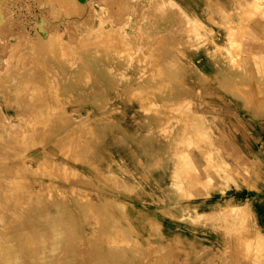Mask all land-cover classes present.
I'll return each mask as SVG.
<instances>
[{"label": "rangeland", "instance_id": "rangeland-1", "mask_svg": "<svg viewBox=\"0 0 264 264\" xmlns=\"http://www.w3.org/2000/svg\"><path fill=\"white\" fill-rule=\"evenodd\" d=\"M18 1L0 0V44L3 43L0 45V69H3L4 65L6 67L4 62L7 59H11L13 65L23 55L33 53L44 56L49 54L45 53L46 51L51 52L49 55L59 59L60 63L53 62L51 58L48 65L44 64L45 61L24 69L22 75L37 72V77L28 81L17 78L21 70L19 66H10L11 68L6 70L7 73L0 74V177L4 178L1 183L6 186V192L19 196L17 201L19 208H22H18L17 212H5L0 209L4 264H86L85 260L90 264H239L241 259L245 264H255V257L259 255L257 250L261 234L253 210L256 203L260 204V201L264 200V189L251 187L245 179L249 176L242 172L244 179L237 175V185L234 183L228 190L225 185L226 174L222 171L221 164L229 163L234 171L243 168L232 164L229 159L228 145L238 146V135L232 132L235 129L233 126L237 127L238 123L233 122L234 118L228 112L233 110L236 115L238 111L264 112V94L254 93L248 97L242 85L248 80L247 72L251 67L255 73L264 69L261 60L264 59V39L259 35L261 31L264 32V0H190L191 6L188 0H124L121 6L117 3L120 0H96L109 2L106 6L108 10L102 11L99 5H95V12L90 14L86 24L77 27L66 23L68 29L60 25L58 30L62 38L54 36L55 39L52 37L47 43H38V37L49 30L46 18L40 12V0H21L17 7H12V4ZM222 4L229 12L223 10ZM159 5L160 10L157 9ZM241 6L244 9L240 8ZM173 7L181 16L173 11ZM86 14L84 10V13L74 16L76 20H81ZM160 17L162 19H159ZM102 18H106L103 20L106 24ZM248 19L258 24L256 26L259 34L257 37H250L243 32L242 37L248 41L245 50L238 45L236 50L227 51V40L235 29H241L248 23ZM120 21L124 22V25L120 24ZM157 24L160 25L157 27ZM120 25L123 29L118 31L117 28H122ZM141 25L146 29L143 30ZM174 25L180 28L176 30ZM114 29L116 33L112 32ZM164 31L168 33H164L165 37L161 36ZM140 32H148L149 35L143 33V38ZM15 34L19 36L15 37ZM71 35L73 36L69 37ZM76 35L77 38L79 36L78 42ZM150 35L152 39L148 40ZM136 36L141 39L136 41ZM173 36L177 38L176 44L171 41ZM81 37L85 41L89 40L85 42V46L82 45ZM30 38L37 39L34 43L36 45H25ZM60 38L61 42L58 41ZM5 39H9L10 44L6 43L8 41ZM16 39L20 41V46H14L17 44ZM139 40L142 42L139 43ZM62 41L71 47V51L68 48L66 50V44ZM13 42L16 43L11 45ZM58 42L64 46L61 47ZM75 42L80 44L79 48L76 47L77 43L74 46ZM250 45H255L252 49L256 54L251 51ZM150 46H153L152 49ZM83 47L86 49L83 50ZM146 55H149L151 60ZM69 56L87 66L79 80L72 81L68 76L59 77L62 72L66 73L65 60ZM90 56L94 58L95 66L87 60ZM127 58H131L130 61ZM142 58L144 63L141 62ZM254 58L258 59L254 60L255 65L252 64ZM156 61L160 66L155 65ZM76 64L74 62V65ZM156 67L158 69H155ZM237 78L242 87L236 94L231 88L234 82L238 81ZM39 84L44 87H39ZM33 86H36L35 89ZM79 86L83 91L88 89V93L79 90ZM164 92L165 94H162ZM172 107H177L176 110L191 111H182L181 114L179 110L176 113ZM169 119L173 120L169 122ZM174 123L178 125L175 126ZM10 127L14 128L11 130ZM34 147H49L48 153L55 160L43 159L39 161L42 163L41 167L36 162V168L27 166L24 157L29 154V149ZM166 151L170 154L169 159L164 157ZM66 159L74 161L78 168L68 171L63 166L54 165L66 163ZM249 167L258 169V175L264 181V165L260 161H253ZM39 177L45 179L48 188L38 189ZM70 183H75V186H70ZM96 186L104 189L102 195H97ZM224 190L226 193L222 194ZM245 190L258 192L260 198L245 197L242 193ZM168 191L177 196L184 194L185 197H178L181 203H204L199 207V211L205 213L207 218L184 217L177 208L170 206ZM110 192L125 196L123 200L128 205V217L120 216L122 213L116 215L108 207L97 204V196H109L107 193ZM205 192L209 195H204ZM240 204L243 206L239 207ZM233 207L236 208L234 211ZM152 215L163 223V232L167 237L159 234L149 237L155 226L151 221ZM136 230H143L145 236H138ZM176 231L188 233L195 245L182 248L174 242H169L171 235ZM238 234L244 238L242 246L241 243L233 246L230 241ZM81 238L87 239L86 242ZM243 244L246 246L243 247ZM85 246L87 249L83 251ZM90 246L93 250H90ZM80 247L84 249L81 250ZM79 250L84 252H81L84 259L79 257ZM33 251L38 255L35 256ZM90 251L96 259L92 254H88ZM108 252L111 259L107 257ZM44 254L47 255L45 260L48 263L44 260ZM115 256L118 263L114 260ZM101 259L104 260L102 263L99 262ZM259 264H264V258Z\"/></svg>", "mask_w": 264, "mask_h": 264}, {"label": "bare ground", "instance_id": "bare-ground-1", "mask_svg": "<svg viewBox=\"0 0 264 264\" xmlns=\"http://www.w3.org/2000/svg\"><path fill=\"white\" fill-rule=\"evenodd\" d=\"M19 1H21V0H19ZM19 1L17 2V3H13L12 4V7H17L18 6V3H19ZM23 1V0H22ZM36 1V0H35ZM38 1V0H37ZM36 1V2H37ZM108 1V0H107ZM107 1H96V0H40V4H39V7H40V12H42V14L44 15L43 17L44 18H46V22H47V27H48V32H44L43 34H42V36H40V37H38L37 38V35H36V38L38 39V43L39 42H42V43H47L48 41H50L51 40V38L52 37H54V36H58V37H61L60 35H61V32H59V30H58V28H59V26L60 25H63L64 27H66V29H68L69 27H68V25L70 24V25H76L77 27H78V25L79 26H83L84 24H86L88 21H87V19H90V14L92 13V14H94L93 12H95L94 10L96 9L95 8V5H99V7H100V9L102 10V11H107L108 9H107V5H108V3L109 2H107ZM124 0H120L119 2H117V3H119V5L121 6V2H123ZM130 1V0H129ZM160 1V0H159ZM246 1V0H245ZM24 2V1H23ZM113 2H114V0H113ZM131 2V1H130ZM162 2H164V1H162ZM188 2L190 3V6H191V2H190V0H188ZM87 3V4H86ZM126 3H127V1H126ZM125 4V3H124ZM148 4V3H147ZM156 4H157V1H156ZM249 4H251L250 2H249ZM144 5V4H143ZM155 5V3L153 4V6ZM158 5V4H157ZM167 5V4H166ZM168 5H169V2H168ZM35 6H38V5H35ZM128 6V5H127ZM126 6V7H127ZM132 6V5H131ZM162 6V5H161ZM239 6H240V4H239ZM249 6V5H248ZM11 7V6H10ZM123 7V6H122ZM155 7V6H154ZM171 7V6H170ZM222 7H223V10L225 11V12H229V10L227 9V7L225 6V5H223L222 4ZM21 8V7H20ZM121 8V7H120ZM133 8V7H132ZM158 8H161L160 7V5H159V7H157V9ZM163 8V7H162ZM167 8V7H166ZM175 7H173V11H175V13H177L178 12V14L180 13L179 11H177L176 12V10L174 9ZM240 8H242V6L240 7ZM249 8V7H248ZM250 8H251V5H250ZM10 9V8H9ZM16 9V8H15ZM38 9V8H37ZM127 9V8H126ZM165 9V8H164ZM171 9V8H170ZM242 9H244V7L242 8ZM84 10H85V12L87 13L86 14V16H85V18L84 17H82L84 14H82V16H80V17H82L81 18V20L80 19H78V20H76L77 18H76V16H74V15H80L82 12L84 13ZM115 10H116V8H115ZM128 10V9H127ZM158 10H160V9H158ZM172 10V9H171ZM179 10V9H178ZM10 11H11V9H10ZM15 11V10H14ZM111 11V10H110ZM128 11H130V10H128ZM165 11V10H164ZM254 11V10H253ZM101 12V11H100ZM159 12V11H158ZM163 11H161V13H162ZM29 13V12H28ZM27 13V14H28ZM97 13V12H96ZM107 13V12H106ZM111 13H113V12H111ZM165 13V12H164ZM171 13V12H170ZM174 13V12H173ZM10 14V13H9ZM35 14V13H34ZM131 14V13H130ZM130 14H127V15H130ZM156 14V13H155ZM244 14H245V12H244ZM24 15V14H23ZM31 15V14H30ZM38 15H40L39 13H38ZM107 15H108V13H107ZM142 15V14H141ZM164 15V14H163ZM173 15H175L176 16V14H173ZM180 16H181V14H179ZM249 15V14H248ZM19 16V15H18ZM69 16V17H68ZM105 16H106V14H105ZM109 16V15H108ZM157 16V15H156ZM178 16V15H177ZM264 16V15H263ZM24 17H25V15H24ZM95 17V16H94ZM101 17V16H100ZM129 17V16H128ZM174 17V16H173ZM17 18V17H16ZM15 18V19H16ZM42 18V17H41ZM85 20H84V19ZM107 18V17H106ZM106 18H102V21L103 20H106ZM109 18H111V17H109ZM126 18H127V16H126ZM178 18V17H177ZM181 17H179V19H180ZM13 19V18H12ZM35 19H36V17H35ZM92 19V18H91ZM125 19V18H124ZM129 19H130V17H129ZM156 19V18H155ZM159 19H162V17H160ZM168 19V18H167ZM254 19V18H253ZM37 20V19H36ZM40 20V19H39ZM127 20V19H126ZM139 20V19H138ZM137 20V22H139ZM175 20H176V18H175ZM17 21H19L18 19H17ZM16 21V22H17ZM24 21V20H23ZM32 21V20H31ZM44 21V20H43ZM42 21V22H43ZM91 21V20H90ZM90 21H89V23H90ZM114 21V20H113ZM112 21V22H113ZM129 21V20H128ZM177 21V20H176ZM186 21V20H185ZM13 22H15V21H13ZM12 22V23H13ZM21 22V21H20ZM93 22V21H92ZM105 21H103V23H104ZM107 22V21H106ZM111 22V23H112ZM116 22V21H115ZM114 22V23H115ZM121 22V21H120ZM131 22V21H130ZM149 22V21H148ZM162 22V21H161ZM172 22V21H171ZM180 22H182V20L180 21ZM27 23V22H26ZM44 23V22H43ZM68 25H67V24ZM103 23H102V27H103ZM111 23H110V25H111ZM118 23V22H117ZM124 23V22H123ZM122 22L120 23V24H123ZM141 23H142V21H141ZM183 23H186V22H183ZM188 23V22H187ZM186 23V24H187ZM15 24V23H14ZM13 24V25H14ZM36 24V23H35ZM35 24H34V26H35ZM90 24H92V23H90ZM89 24V25H90ZM99 24V23H98ZM104 24H106V23H104ZM129 24V23H128ZM132 24V23H131ZM150 24V23H149ZM256 22H252V21H249L248 23H246L241 29H238V30H234V32L232 33V36L227 40V42H226V44H225V47H226V50L227 51H231V50H236V48L238 47V45H240V47H242L244 50H245V47H247V43H248V41L246 40V39H244L243 37H242V34H243V32H244V34L246 35H248V36H250V37H257V35L259 34V31L257 30V26H256ZM20 25V24H19ZM22 25V24H21ZM39 25V24H38ZM41 25V24H40ZM45 25V24H44ZM67 25V26H66ZM69 25V26H70ZM95 25V24H94ZM118 25H119V23H118ZM124 25V24H123ZM126 25V24H125ZM133 25V24H132ZM137 24H134V26H136ZM158 25H160V24H157V27H158ZM177 25V24H176ZM176 25H174L173 27H175L174 29H176L177 27H176ZM179 25V24H178ZM258 25V24H257ZM16 26V25H15ZM34 26L32 27V28H34ZM37 26V25H36ZM43 26V25H42ZM86 26V25H85ZM87 26H88V24H87ZM100 26H101V24H100ZM99 26V27H100ZM121 26V25H120ZM120 26H118V27H120ZM133 26V27H134ZM142 26V25H141ZM141 26H139V27H141ZM146 26V25H145ZM182 26H183V24H182ZM263 26V25H262ZM21 27H23V26H21ZM46 27V28H47ZM68 27V28H67ZM110 27H112V26H110ZM122 27V26H121ZM128 27V26H127ZM139 27H138V29H139ZM143 27L144 26H142L141 28L143 29ZM149 27H150V25H149ZM152 28H153V26H151ZM76 27H74L73 29H75ZM86 28V27H85ZM85 28H83V29H85ZM89 28V27H88ZM180 27H178L177 29H179ZM181 28H184V27H181ZM185 28H187V26H185ZM21 29V28H20ZM20 29H19V31H20ZM62 29V28H61ZM92 29V28H91ZM104 29V28H103ZM115 29H116V27H115ZM115 29H114V31H112V32H117V31H115ZM120 29H123V27L122 28H117V30L118 31H121ZM131 29V28H130ZM144 29H146V28H144ZM143 29V30H144ZM148 29V28H147ZM170 29H172V27H170ZM176 29V30H177ZM260 29V28H259ZM22 30V29H21ZM24 30H25V28H24ZM39 30V29H38ZM64 30H65V28H64ZM92 30H94V29H92ZM110 30H111V28H110ZM132 30V29H131ZM153 30V29H152ZM156 30V29H155ZM154 30V31H155ZM175 30V31H176ZM16 31H18L17 30V28H16ZM45 31V30H44ZM71 32H74V30L72 31V30H70ZM75 31H76V29H75ZM86 31V30H85ZM87 31H88V29H87ZM105 31H107V29H105ZM134 31V30H133ZM137 32H139V31H141V30H136ZM36 32V31H35ZM34 32V33H35ZM65 32H66V30H65ZM78 31H76V33H77ZM81 32H83V34L85 33L84 31H81ZM151 32V31H150ZM170 32V30L168 31V33ZM178 32V31H177ZM190 32V31H189ZM62 33H64V32H62ZM80 33V32H79ZM86 33H88V32H86ZM90 33H92V32H90ZM125 33V32H124ZM144 32H140V35L141 34H143ZM164 33H165V35H166V33L167 32H163V34H161V36H163L164 35ZM167 33V34H168ZM36 34V33H35ZM40 34V33H39ZM66 34V33H65ZM74 34V33H73ZM89 34V33H88ZM126 34V33H125ZM127 34H129V33H127ZM144 34H148L149 35V33L147 32V33H144ZM154 34V33H153ZM157 34V33H156ZM159 34V33H158ZM18 36H19V34H17ZM16 34H15V37L17 36ZM111 35V34H110ZM116 35V34H115ZM115 35H113V36H115ZM120 35H121V32H120ZM123 35V34H122ZM134 35V34H133ZM132 35V36H133ZM137 35V34H136ZM140 35H137V36H140ZM148 35H147V37H148ZM165 35L163 36V37H165ZM241 35V36H240ZM260 35V37L261 38H263L264 39V32L263 31H261V33L259 34ZM22 36H23V34H22ZM21 36V37H22ZM28 36V35H27ZM73 35H71V36H69V37H72ZM80 36H81V34H80ZM88 36V35H87ZM86 36V37H87ZM116 36H118V35H116ZM128 36H130V35H128ZM136 36V37H137ZM142 36V35H141ZM145 36V35H144ZM153 36H155V35H153ZM160 36V35H159ZM20 37V38H21ZM34 37V36H33ZM126 37H127V35H126ZM134 37V36H133ZM143 37V36H142ZM147 37H145V39L147 38ZM150 38H148V40L149 39H152L151 38V35L149 36ZM245 37V36H244ZM3 38V37H2ZM9 38H11V37H9ZM18 39H19V37H17ZM62 38V37H61ZM60 38V40L58 39V41L59 42H61V39ZM76 38H77V35H76ZM119 38H121L122 39V37L120 36ZM135 38V37H134ZM133 38V39H134ZM140 37H137L136 38V41H137V39H139ZM144 38V37H143ZM142 38V39H143ZM154 38V37H153ZM4 39V38H3ZM18 39H16L17 40V44L16 45H14V46H17V45H19L20 46V41L18 40ZM22 39H24V37L22 38ZM37 39H29V40H27V43L25 44L24 42H22L23 44H25V45H32V44H34L36 41H37ZM54 39H55V37H54ZM78 39H79V36H78V38L76 39L77 40V42H78ZM83 38L81 37V40H82ZM102 39H103V41H104V38L102 37ZM116 39V38H115ZM141 39V38H140ZM156 39V38H155ZM155 39H154V41H155ZM247 39H248V37H247ZM6 40V39H5ZM9 40V39H8ZM8 40H6V41H8ZM15 40V41H16ZM75 40V39H74ZM75 40V41H76ZM164 40V39H163ZM177 40V38H174V36L173 37H171V41L174 43V44H176V41ZM3 41V40H2ZM19 41V42H18ZM53 41H55V40H52V42ZM66 41V40H65ZM122 41V40H121ZM121 41H119V43L121 42ZM128 41V40H127ZM135 41V42H136ZM147 41V40H146ZM165 41V40H164ZM246 41V42H245ZM263 41V40H262ZM10 42L11 41H8V42H6V43H9L10 44ZM58 42V43H59ZM63 42V41H62ZM67 42V41H66ZM66 42H63L64 44H66V50H67V48H68V50H70L69 48H71V47H69V46H67V43ZM77 42H75V45L74 46H76V43ZM87 42H89V40H87V41H85L84 39H83V41H82V45H86V43ZM139 43L140 42H142L141 40H139L138 41ZM149 42H151V41H149ZM6 43H4V44H6ZM14 43H16V42H13V43H11V45H13ZM56 43H57V40H56ZM74 42L72 41V44H73ZM80 43V42H79ZM123 43V42H122ZM128 43V42H127ZM133 43V42H132ZM263 43V42H262ZM1 44H3L2 42H1ZM0 44V45H1ZM22 44V45H23ZM41 44V43H40ZM51 44V43H50ZM59 44H61V43H59ZM152 44V43H151ZM164 44V43H163ZM167 44V43H166ZM256 44H258V43H256ZM7 45V44H6ZM34 45H36V44H34ZM52 45V44H51ZM56 45V44H55ZM62 46L61 47H63L64 45L63 44H61ZM116 45V44H115ZM122 45H124V44H122ZM126 45V44H125ZM138 45H141V44H138ZM145 45V44H144ZM155 45V44H154ZM153 45V46H154ZM159 45V43L157 44V46ZM161 46H162V44H160ZM165 45V44H164ZM179 45V44H178ZM4 46V45H3ZM8 46V45H7ZM42 46V45H41ZM57 46H58V44H57ZM80 47V44H78L77 43V46L76 47ZM88 46V45H87ZM86 46V48H88ZM127 46V45H126ZM129 46V45H128ZM137 46V45H136ZM149 46V45H148ZM152 46V47H153ZM179 46H181V45H179ZM251 46V45H250ZM250 46H248V48L250 47ZM257 46V45H256ZM258 46H259V44H258ZM257 46V47H258ZM12 46H10V48H11ZM22 47V46H21ZM75 47V48H76ZM78 47V48H79ZM104 47V46H103ZM114 47H116V46H114ZM123 47V46H122ZM133 47V46H132ZM131 47V48H132ZM138 47H142L143 49H145L143 46H138ZM152 47L150 46V48L152 49ZM160 47V46H159ZM169 47H170V45H169ZM252 47H255V45H253V46H251V51L253 50L252 49ZM261 47V46H260ZM1 48V47H0ZM5 48V47H4ZM9 48V47H8ZM9 48V49H10ZM52 48V47H51ZM53 48H55V47H53ZM73 48V47H72ZM86 48H84L83 47V50L84 49H86ZM96 48V47H95ZM118 48V47H117ZM125 48V47H124ZM128 48V47H127ZM171 48V47H170ZM239 48V47H238ZM241 48V49H242ZM259 48V47H258ZM34 49V48H33ZM37 49H38V47H37ZM59 49V48H58ZM57 49V50H58ZM123 49V48H122ZM126 49V48H125ZM125 49H123V50H125ZM136 49V48H135ZM163 49H164V47H163ZM15 50H16V48H15ZM40 50L41 49H39V52H40ZM46 50V49H45ZM45 50H43V52L45 51ZM62 50H63V48H62ZM65 50V51H66ZM73 50V49H72ZM78 50V49H77ZM80 50H82V48H80ZM126 50H128V49H126ZM125 50V51H126ZM139 50V49H138ZM256 50V49H255ZM262 50H264V49H262ZM55 50H53V52H54ZM71 51V50H70ZM75 51V50H74ZM73 51V52H74ZM116 51V50H115ZM122 51V50H121ZM130 51H132V50H130ZM140 51H142L141 49H140ZM160 51V50H159ZM250 50H248V52H251ZM254 51V50H253ZM35 52H36V50H35ZM37 52H38V50H37ZM36 52V53H37ZM68 52V51H67ZM73 52H70V53H72L73 54ZM134 52V51H133ZM136 52H137V49H136ZM154 52V51H153ZM246 52V51H245ZM45 53H51V52H45ZM90 53V52H89ZM120 53V52H119ZM137 53H139V52H137ZM148 53V52H147ZM149 53L151 54L152 52L151 51H149ZM252 53V52H251ZM253 53H255V51L253 52ZM252 53V54H253ZM44 55V56H38V55H35V54H33V53H31L30 55H23V56H21V57H19V60H17L18 62L16 63V64H13L12 65V61H10L11 59H7L4 63L6 64V67H5V65H4V67H3V69H0V74H2V72H3V74L4 73H7V69H9V67L10 66H15L16 68L18 67L19 69H21L20 70V73L17 75V78L18 79H24V80H31V79H34V78H36L37 77V72H36V74H31V73H29V74H25V75H22L23 74V71H24V69H26V68H31V67H33L35 64H39V63H44L45 61V65H48L49 64V59L51 60V58H52V61L53 62H55V63H60V60L59 59H56L55 57H51L50 55ZM53 54H55V53H53ZM72 54H71V56H72ZM85 54V53H84ZM149 54V55H150ZM256 54V53H255ZM59 55V54H58ZM63 55V54H62ZM65 55L66 54H64V58H65ZM129 55V54H128ZM134 55H136V53L134 54ZM133 55V56H134ZM143 54H140V56H142ZM149 55H146L147 56V58L148 59H150L149 58ZM153 55V54H152ZM249 55H250V53H249ZM71 56H69V58L67 57L66 58V73H64L63 74V72H62V75H60L59 77H66V76H68V78H70L72 81H76V80H79V79H81V76L83 75V71L84 70H86L87 69V66L82 62V61H78V60H76V59H73V58H70ZM144 57H145V55H143ZM159 56V55H158ZM257 56V55H256ZM73 57V56H72ZM76 57H77V54H76ZM129 57V56H128ZM143 57V58H144ZM152 57V56H151ZM238 57H239V54H238ZM248 57V56H247ZM247 57H245V58H247ZM61 58H63V57H61ZM75 58V57H74ZM139 58V57H138ZM143 58L141 59V60H143ZM258 58V57H257ZM4 59V58H3ZM15 59V58H14ZM14 59H13V61H14ZM79 59V58H78ZM128 59V58H127ZM129 59H131V58H129ZM128 59V60H129ZM234 59V58H233ZM249 59V58H248ZM87 60H89L91 63H92V65L93 66H95L94 64V62H95V60H94V58H91V56L90 57H87ZM105 60H108L107 58H105ZM144 60H145V58H144ZM141 61L142 63H144L145 61ZM151 60V59H150ZM161 60V59H160ZM159 60V61H160ZM178 60V59H177ZM244 60V59H243ZM256 60H258V59H252V64H254V62ZM262 60V65H263V67H264V59H261ZM126 61V60H125ZM130 61V60H129ZM128 61V62H129ZM167 61H169V60H167ZM233 61V60H232ZM231 61V62H232ZM74 62L75 63H77L76 65H74ZM147 62V61H146ZM150 62V61H149ZM161 62V61H160ZM246 62H247V59H246ZM140 63V62H139ZM245 63V62H244ZM157 64V61L155 62V65ZM159 64V63H158ZM157 64V65H158ZM257 64V63H256ZM148 65H150L149 63H148ZM168 65V64H167ZM255 65V64H254ZM41 66H42V64H41ZM158 66H160V65H158ZM157 66V67H158ZM176 66V65H175ZM245 66V65H244ZM1 67V66H0ZM146 67H147V65H146ZM155 68V69H158V68ZM177 67V66H176ZM239 67V66H238ZM6 68V69H5ZM11 68V67H10ZM36 68V67H35ZM105 68H106V66H105ZM138 68V67H137ZM172 69V68H171ZM5 70V71H4ZM51 70V69H50ZM240 70V69H239ZM11 71V70H10ZM9 71V72H10ZM16 71V70H15ZM31 71V70H30ZM34 71V70H33ZM158 71V70H157ZM241 71V70H240ZM259 71H261V70H259ZM161 73V72H160ZM240 74H241V72H239ZM82 74V75H81ZM162 74V73H161ZM247 74H248V80L247 81H245V83H243L242 85H243V91L247 94V96L249 97L251 94H254V93H263L264 94V69H263V71H261V72H257L256 71V73H255V71L252 69V67H251V69H249L248 70V72H247ZM85 75V74H84ZM113 75V74H112ZM165 75V74H164ZM11 76V75H10ZM89 76V75H88ZM114 76V75H113ZM146 76V75H145ZM161 76V75H160ZM39 77V76H38ZM149 77V76H148ZM42 78V77H41ZM55 78V77H54ZM53 78V79H54ZM57 78V77H56ZM168 78H169V76H168ZM55 80V79H54ZM57 80V79H56ZM55 80V81H56ZM237 80H238V78H237ZM35 81H37V79L35 80ZM62 81V80H61ZM87 81V80H86ZM151 81H153L152 79H151ZM34 82V81H33ZM155 82V81H154ZM23 83V82H22ZM36 83V82H35ZM54 83V82H53ZM176 83V82H175ZM17 83H15V85H16ZM25 84V83H24ZM30 84V83H29ZM31 84H32V82H31ZM56 84V83H55ZM63 84V83H62ZM157 84V83H156ZM18 85V84H17ZM37 85V84H36ZM40 85V84H39ZM46 85V84H45ZM89 85V84H88ZM242 85H241V82H240V80H238L237 82H234V84H233V87L231 88V90H233L236 94H237V92L236 91H239L240 89H241V87H242ZM56 86V85H55ZM160 86V85H159ZM158 86V87H159ZM161 86H162V84H161ZM175 86V85H174ZM21 87V86H20ZM27 87H28V85H27ZM26 87V88H27ZM34 87V86H33ZM36 87V86H35ZM35 87H34V89H35ZM38 87V86H37ZM39 87H42L41 85L39 86ZM43 87H44V85H43ZM42 87V88H43ZM146 87V86H145ZM178 87V86H177ZM176 87V88H177ZM181 87V86H180ZM30 88H32V86H30ZM55 88V87H54ZM151 88V87H150ZM188 88V87H187ZM40 89V88H39ZM83 88L82 87H80L79 86V90H82ZM164 89V88H163ZM30 90V89H29ZM33 90V89H32ZM160 90V89H159ZM83 91V90H82ZM139 91V90H138ZM147 91H148V89H147ZM161 91V90H160ZM169 91H171V90H169ZM16 92V91H15ZM29 92V91H28ZM31 92V91H30ZM34 92V91H33ZM35 92H36V90H35ZM37 92H39V91H37ZM41 92V91H40ZM156 92V91H155ZM158 92V91H157ZM180 92V91H179ZM44 93V92H43ZM66 93V92H65ZM83 93H88V89H84V91H83ZM135 93L137 94V92H136V90H135ZM160 93V92H159ZM171 93V92H170ZM239 93V92H238ZM35 94V93H34ZM162 94H165V92L164 93H162ZM31 95V94H30ZM29 95V96H30ZM45 95V94H44ZM34 96V95H33ZM38 96V95H37ZM36 96V97H37ZM31 98H32V96H30ZM238 97H239V95H238ZM30 98V99H31ZM40 98V97H39ZM39 98H37L38 100H39ZM189 98V97H188ZM33 99V98H32ZM34 99H35V96H34ZM41 99V98H40ZM60 99V98H59ZM42 100V99H41ZM191 100V99H190ZM252 100L254 101V99L252 98ZM43 101H45V100H43ZM55 101V100H54ZM32 102V101H31ZM56 102V101H55ZM173 102V101H172ZM260 102H262V100H260ZM57 103V102H56ZM49 104V103H48ZM258 104V103H257ZM33 105H35V104H33ZM259 105V104H258ZM47 106V105H46ZM56 106V105H55ZM95 106V105H94ZM256 106V105H255ZM16 107H19V106H16ZM151 107V106H150ZM254 107V106H253ZM34 108V107H33ZM49 108V107H48ZM47 108V109H48ZM172 108H174V110H175V112L176 113H178L177 111H179V110H181V109H179V110H176V109H178L177 107H176V109H175V107H172ZM179 108H181V107H179ZM244 108V107H243ZM256 107H254V109H255ZM16 109V108H15ZM17 109H19V108H17ZM46 109V108H45ZM53 109H54V107H53ZM168 109H169V107H168ZM258 109H259V107H258ZM261 109V108H260ZM259 109V110H260ZM182 111H185L184 109L183 110H181V114H182ZM187 111L188 112H190L191 110H186L185 111V113H187ZM261 111V110H260ZM0 112H1V110H0ZM102 112V111H101ZM146 112V111H145ZM171 112V111H170ZM175 112H173V113H175ZM36 113V112H35ZM175 113V114H176ZM180 113V112H179ZM35 115V114H34ZM39 115V114H38ZM41 115V114H40ZM170 115V114H169ZM5 116V115H4ZM180 116H182V115H180ZM179 116V117H180ZM184 116V115H183ZM182 116V117H183ZM186 116V115H185ZM88 116H86V118H87ZM95 117V116H94ZM179 117L177 118V119H179ZM73 120H75L76 119V117H71ZM96 118V117H95ZM181 118V117H180ZM203 118V117H202ZM6 119V118H5ZM52 119V118H51ZM85 119V118H84ZM108 119V118H107ZM188 119V118H187ZM190 119V118H189ZM191 119H193V118H191ZM86 120V119H85ZM170 121L169 122H171L172 120L171 119H169ZM194 120V119H193ZM32 121V120H31ZM31 121H29V123L31 122ZM162 121V120H161ZM176 121V120H175ZM178 122V121H177ZM176 122V123H177ZM183 122V121H182ZM181 122V123H182ZM204 122V121H203ZM82 123V122H81ZM161 123V122H160ZM176 123H174V125L176 126V125H178V124H176ZM180 123V124H181ZM194 123V122H193ZM31 124V123H30ZM42 124V123H41ZM188 124V123H187ZM189 124L191 125V123L189 122ZM195 124V123H194ZM76 126H77V124H75ZM78 125H79V123H78ZM9 126H11V125H9ZM74 126V125H73ZM172 126V125H171ZM184 126V125H183ZM174 127V126H173ZM185 127V126H184ZM189 127V126H188ZM7 128V127H6ZM11 128V127H10ZM9 128V129H10ZM14 128V127H13ZM13 128H11V130L13 129ZM39 128V127H38ZM190 128V127H189ZM172 129V128H171ZM187 129V128H186ZM37 130V129H36ZM173 130V129H172ZM176 130V129H175ZM167 131V130H166ZM183 131V130H182ZM2 132V131H1ZM77 132V131H76ZM169 132H170V130H169ZM184 132H185V130H184ZM33 133V132H32ZM79 133V132H78ZM172 132H170V134H171ZM181 133H183V132H181ZM193 133V132H192ZM169 134V135H170ZM88 135V134H87ZM91 135V134H90ZM193 134H191V136H192ZM171 136V135H170ZM190 136V137H191ZM194 136V135H193ZM91 137V136H90ZM104 137V136H103ZM186 137V136H185ZM83 138V137H82ZM169 138V137H168ZM168 138H167V141H168ZM178 138V137H177ZM188 138V137H187ZM196 138V137H195ZM89 139V138H88ZM200 139H202V138H200ZM54 140V139H53ZM166 140V139H165ZM186 140V139H185ZM188 140V139H187ZM203 140V139H202ZM25 141V140H24ZM55 141V140H54ZM32 142V141H31ZM35 142V141H34ZM44 142V141H43ZM72 142V141H71ZM181 142V140H179V143ZM76 143V142H75ZM81 143V142H80ZM183 143V142H182ZM5 144V143H4ZM51 144V143H50ZM74 144V143H73ZM175 144V143H174ZM184 144V143H183ZM189 145V144H188ZM6 146V145H5ZM32 146V145H31ZM60 146V145H59ZM174 146V145H173ZM205 147V146H204ZM177 148H178V145H177ZM48 150H49V147H34V148H30L29 149V154H27L25 157H24V163L27 165V166H34V167H32V168H36V163H38L39 165V167H41V165H42V163H39V161H41V160H43V159H51L52 158V156H50L49 155V153H48ZM181 150V149H180ZM180 150H179V153H180ZM176 151V150H175ZM174 153H176V152H174ZM80 154V153H79ZM164 157L166 158V159H169L170 158V154H169V152L168 151H166L165 152V155H164ZM186 157V156H185ZM53 160H55V158L53 157L52 158ZM72 159V158H71ZM71 159H66L67 161H66V163H64V162H62V164L61 163H54V165L55 166H57V167H60V166H63V167H65L66 168V170H68V171H73V170H75V169H77L78 168V166H76L75 165V163H74V161H72ZM159 159V158H158ZM185 159H187V158H185ZM183 161V160H182ZM36 162V163H35ZM157 162V161H156ZM23 163V164H24ZM219 163V162H218ZM156 164V163H155ZM157 164H158V162H157ZM156 164V165H157ZM1 165V164H0ZM156 165H155V167H156ZM49 169V168H48ZM221 169H222V171H225L224 173L226 174L225 176V178H227V182L225 183V185L228 187V190H230L231 188H232V185H234V183L236 184V182H237V180H236V176L238 175L239 177H242V179H244V175L242 174V172L243 173H245V174H247L249 177H247V178H245L246 179V182L247 183H249L250 185H251V187L253 186H255V187H257L258 186V188L260 187L261 189H264V181L263 180H261V178H260V176L258 175L259 174V171H258V169H253V167H249V166H246V167H243L242 169H237V170H233V168H232V166H230V164L229 163H227V162H224V163H222L221 164ZM57 170V169H56ZM62 170V169H61ZM242 170V171H241ZM169 171V170H168ZM56 172V171H55ZM173 172V171H172ZM54 175V174H53ZM35 176V175H34ZM148 176H146V178H147ZM8 178V177H7ZM12 179V178H11ZM20 179V178H19ZM45 179H43V178H41V177H39L38 178V183H39V187H38V189L39 190H42V189H46V187L48 188V185L46 184V182L44 181ZM2 181H4V178H2V177H0V209L2 208L3 209V211H5V212H9V211H12V210H15L16 212L18 211V208H19V201H17L18 199H19V196H16V195H13V194H9L8 192H6V186L5 185H3L1 182ZM35 183H36V180H35ZM90 183V182H89ZM252 183V184H251ZM176 184V183H175ZM70 186H75V183H70L69 184ZM237 185V184H236ZM24 187V186H23ZM96 189H98V190H96ZM26 190H28V189H26ZM95 192H98L97 193V195H102V193L104 192V189L102 188V187H98V186H96V188H95ZM77 192V191H76ZM226 193V191L224 190V191H222V194H225ZM32 194V193H31ZM75 194V193H74ZM109 196H105V195H103L102 197L101 196H97L96 197V202H97V204L98 205H103V206H106V207H108L114 214H116V215H119L120 213H122L120 216H124V217H128L129 216V212H128V205H127V202L126 201H124L123 199L125 198V196H122V195H120V194H118V193H116V192H110V193H107ZM204 195H209L208 194V192H205V193H203ZM79 196V195H78ZM77 196V197H78ZM167 196H168V202H169V204H170V206H172V207H175V208H177L178 210H179V212L184 216V217H188V218H201V217H204V218H207V215L205 214V213H203V212H200L199 211V207L201 206V205H203L204 203H202V202H196V201H192V202H188V203H181V200H178V197L179 198H183V197H185L184 196V194H182V195H179V196H177V195H175V194H173V192H169L168 191V194H167ZM195 196V195H194ZM22 197V196H21ZM31 197H33L32 195H31ZM40 198V197H39ZM50 198V197H49ZM79 198V197H78ZM81 198V197H80ZM206 198H208V196H206ZM75 200V199H74ZM82 200V199H81ZM28 201V200H27ZM26 201V202H27ZM88 201V200H87ZM207 204L209 203V202H206ZM55 204V203H54ZM89 204V203H88ZM82 205H84V204H82ZM23 206H25V205H23ZM50 207V206H49ZM87 208H88V206H87ZM234 208V207H233ZM19 209H21L22 210V208H19ZM236 208H234L233 209V211L235 210ZM36 210H37V208H36ZM43 210V209H42ZM2 211V210H1ZM0 211V212H1ZM43 212V211H42ZM83 212V211H82ZM34 213V212H33ZM37 213V212H36ZM39 213V212H38ZM41 213V212H40ZM44 215H45V213H43ZM34 215V217H35V214H33ZM25 216V215H24ZM30 216V215H29ZM37 216H38V214H37ZM47 216L45 215V218H46ZM41 218H42V213H41ZM5 219V218H4ZM35 220H37L36 218H34ZM32 220V219H31ZM40 220V219H39ZM47 220V219H46ZM7 221H8V219H7ZM25 221V220H24ZM43 221H44V217H43ZM151 221L154 223V231H153V233H152V235H150L149 234V237H155V236H157L158 234L160 235V236H162V237H167L166 235H165V233L163 232L164 231V225H163V223L161 222V221H159L154 215H152L151 216ZM37 222L39 223V221L37 220ZM52 222V221H51ZM65 222V221H64ZM41 223V222H40ZM39 223V224H40ZM48 224V223H47ZM11 225V224H10ZM53 226V225H52ZM28 227V226H27ZM54 227V226H53ZM53 227H51V228H53ZM39 228V227H38ZM135 228V227H134ZM40 229V228H39ZM53 230V229H52ZM2 220L0 219V264H4V259H3V257H2V251H3V244H4V241L3 240H1V237H3V234H2ZM28 231V230H27ZM30 231H31V229H30ZM39 231V230H38ZM54 231V230H53ZM56 231V230H55ZM136 232H137V230H136ZM58 233V232H57ZM138 233V236H140V237H142V236H145V232L142 230H140L139 232H137ZM32 234V233H31ZM30 234V235H31ZM66 234V233H65ZM22 237V236H21ZM34 236H32V238H33ZM89 237V236H88ZM233 237V236H232ZM17 238V237H16ZM35 238V237H34ZM48 238V237H47ZM57 238V237H56ZM85 238H87V237H85ZM21 239V238H20ZM48 239H50L51 240V238H48ZM82 239V238H81ZM244 238H243V236L242 235H240V234H238V235H236V236H234L233 237V239H231V241H230V243L233 245V246H235L234 244H237V243H241V246H242V242L244 241L243 240ZM35 240V239H34ZM33 240V241H34ZM55 240V239H54ZM82 240H85L84 238L82 239ZM82 240H81V242H82ZM87 240V239H86ZM86 240H85V242H86ZM105 240V239H104ZM21 241V240H20ZM99 241V240H98ZM48 242V241H47ZM85 242H83V243H85ZM106 242V241H105ZM169 242H174L176 245H178L179 247H182V248H184V247H193L194 245H195V242H194V240L193 239H191V237H190V235L188 234V233H185V232H182V231H176V232H174L172 235H171V239L169 240ZM33 243V242H32ZM35 243H36V241H35ZM45 243V242H44ZM82 243V244H83ZM87 243H89L88 241H87ZM107 243V242H106ZM252 243V242H251ZM49 244V243H48ZM56 244H58V243H56ZM90 244V243H89ZM36 245V244H35ZM53 245V244H52ZM85 245V244H84ZM83 245V246H84ZM47 246H49V245H47ZM46 246V247H47ZM54 246V245H53ZM70 246V245H69ZM79 246H82V245H79ZM78 246V247H79ZM89 246V245H88ZM237 246H239V245H237ZM237 246H236V248H237ZM26 247V246H25ZM36 247V246H35ZM86 248H85V250H83V249H81V247H80V249L81 250H83V251H86V249H87V246H85ZM244 247V246H243ZM15 248V247H14ZM37 248V247H36ZM48 248V247H47ZM46 248V249H47ZM235 248V249H236ZM40 249V248H39ZM45 249V248H44ZM50 248H48V250H49ZM56 250H57V248H55ZM59 249V248H58ZM61 249V248H60ZM74 249V248H73ZM89 249V248H88ZM243 248L241 247V249L240 250H242ZM32 250V249H31ZM35 250V249H34ZM63 250V249H62ZM76 250V249H75ZM81 250H79L80 251V253L82 252V253H84L83 251H81ZM90 250H93V249H91V246H90ZM37 251V250H36ZM34 252V254L35 253H37V252ZM47 250H45V252H46ZM58 251V250H57ZM73 251V250H72ZM89 250H87V252H88ZM24 252V251H23ZM39 252H40V250H39ZM38 252V253H39ZM44 252V253H45ZM74 252H76V251H74ZM87 252H85L86 254H87ZM93 253H94V251H92ZM97 252V251H96ZM109 252H111V250L109 251ZM107 253V255L108 254H110V253ZM240 252V251H239ZM25 253V252H24ZM47 253V252H46ZM52 253V252H51ZM53 253H56V252H53ZM79 253V252H78ZM82 253L81 254H79V257L82 255ZM101 253V252H100ZM112 253V252H111ZM235 253V252H234ZM244 253V252H243ZM247 253V252H246ZM30 254V253H29ZM31 254H33V253H31ZM88 254H92L91 253V251L88 253ZM106 254V253H105ZM120 254V253H119ZM171 254V253H170ZM240 254V253H239ZM248 254H249V252H248ZM257 254H259V255H257L256 257H255V264H259L260 263V260L261 259H263L264 258V236H260V238H259V247H258V250H257ZM21 255V254H20ZM36 255H38V254H35V256ZM45 255L46 254H44V257H45ZM74 255V254H73ZM94 255H96V254H94ZM102 255H103V253H102ZM113 256H114V254H112ZM215 255V254H214ZM35 256H34V258H35ZM42 256V255H41ZM40 256V257H41ZM53 256V255H52ZM91 256H93V254L91 255ZM117 256V255H116ZM116 256H115V258H116ZM239 256V255H238ZM27 257V256H26ZM38 257V256H37ZM49 257V259L51 260V258H50V256H48ZM65 257V256H64ZM74 257V256H73ZM82 258H83V256H81ZM86 258H88V256H85ZM95 257V259H96V256H93V258ZM107 257H109L110 258V255H108ZM32 258V257H31ZM30 258V259H31ZM42 258V257H41ZM56 258V257H55ZM77 258V257H76ZM89 258H90V256H89ZM114 258V260H116L115 262H117L118 263V261H117V258H118V256H117V258L115 259ZM239 258V260L241 259L240 257H238ZM19 259V258H18ZM23 259V258H22ZM45 259H47V255H46V258H44V260ZM61 259V258H60ZM77 259H79V258H77ZM84 259V258H83ZM94 259V260H95ZM99 259H100V257H99ZM99 259H97V262H98V260ZM104 259H105V257H104ZM111 259V258H110ZM90 260V259H89ZM91 260L93 261V259H92V257H91ZM118 260H119V258H118ZM23 261H24V259H23ZM29 261V260H28ZM34 261V260H33ZM46 261V263H48L47 262V260H45ZM62 261H64V260H62ZM66 261V260H65ZM84 261V260H83ZM85 261H87L88 262V260H85ZM102 261H104V260H102L101 259V261H99V262H101L102 263ZM106 261V260H105ZM13 262H15V261H13ZM25 262H26V260H25ZM61 262V261H60ZM79 262H80V260H79ZM87 262H85L86 264H90L89 262L87 263ZM112 262V261H111ZM231 262H233V261H231ZM234 262H236V261H234ZM241 262H244L242 259H241V261H239L238 263L240 264ZM27 263V262H26ZM26 263H24V264H26ZM29 263H30V261H29ZM39 263V262H38ZM51 263H53V262H51ZM105 263V262H104ZM114 263V262H113ZM122 264H123V262H121ZM15 264V263H14ZM31 264H33L32 262H31ZM78 264V263H77ZM80 264V263H79ZM96 264V263H95ZM108 264V263H107ZM162 264V263H161ZM179 264V263H178ZM231 264H234V263H231ZM237 264V263H236ZM242 264V263H241ZM244 264H245V262H244Z\"/></svg>", "mask_w": 264, "mask_h": 264}, {"label": "crops", "instance_id": "crops-1", "mask_svg": "<svg viewBox=\"0 0 264 264\" xmlns=\"http://www.w3.org/2000/svg\"><path fill=\"white\" fill-rule=\"evenodd\" d=\"M248 21L252 20L248 19ZM228 113L234 118V121H232L238 123V126H233L235 129L232 130L233 133L238 135V146L234 147L233 144H229L227 147L232 164L242 168L251 165L253 161L257 160L264 165V112L250 111L243 113L238 111L236 115V112L231 110ZM242 193L245 197L260 198L258 192L245 190ZM239 198L241 203L242 194ZM242 206V204L239 205V207ZM253 211L260 234L264 236V200H261L260 204L256 203ZM243 246H246V244H243Z\"/></svg>", "mask_w": 264, "mask_h": 264}]
</instances>
